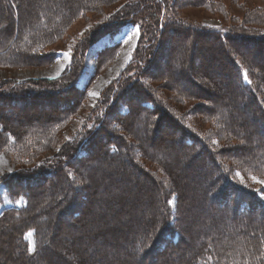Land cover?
I'll return each mask as SVG.
<instances>
[{
    "label": "rangeland",
    "instance_id": "374dc122",
    "mask_svg": "<svg viewBox=\"0 0 264 264\" xmlns=\"http://www.w3.org/2000/svg\"><path fill=\"white\" fill-rule=\"evenodd\" d=\"M85 1L0 0V88H7L9 82H20L19 86H23L19 94L11 95L19 102L10 100L6 105L0 100L3 128L0 131V180L10 176L8 182L0 184V214L6 208L16 210L12 218L6 220L4 213L0 219V264H33L25 253L33 252L32 240L38 233L47 236L46 244L57 245L53 251L60 254L58 258H66L60 253L65 248L61 239L77 242L74 236L78 234L70 232L71 228L80 231L78 239L89 243L81 247L80 254L86 259L82 264L90 263L91 258L98 262L100 255L98 250L94 249L95 254L88 251L95 245L91 235L85 234L91 228L107 226L105 229L113 233L119 229L123 238L128 228L135 227V243L130 245L129 251L136 256L141 236L145 240L147 236L152 239L157 235L154 234L157 227L170 226L181 235L177 241L180 249L183 242H193L197 231L201 232L206 224L209 226L208 223L211 226V222L220 216L215 213L225 203L214 204L207 194L217 178L225 175L230 181L250 188L264 186L257 182L264 181V173L257 174L247 167L248 162L256 166L259 154H263L264 37L250 32L248 23L254 20H245L249 15L264 21V0H206L205 4L201 0H159L156 12L162 26L157 28L152 24L149 27L151 33L147 32L149 29L145 25L150 20L143 18L145 13L138 15L136 12L142 0H118L113 4H109L113 0H101L106 6L94 2L90 5L88 0L84 4ZM155 2L158 4V0ZM68 4L69 7H87L76 17L67 14L69 16L63 18L60 11L65 12L62 9H67ZM55 10L58 15L55 20L61 18L58 29L50 27L49 16L54 15ZM9 14L11 18H8ZM119 14L131 15L137 23L130 20L123 31L116 33L115 41L120 44L109 46L110 36L106 33L111 29L106 32L104 27ZM190 23L196 26L185 27ZM9 25L15 26L14 31ZM39 26L44 29L43 38H37L35 34ZM200 27L220 35L240 31L231 35L241 34L242 38L239 40L235 35L233 41L224 44L220 40L221 44L215 36L194 30ZM137 29L139 32L134 35ZM102 32H106L105 37L101 36ZM150 36L157 39L154 42L160 50L157 56L162 55L157 62L159 69L146 72V76L149 73L156 79L153 83L147 78L143 82L134 71L139 65L135 60L138 45H144L140 49L141 60L147 66L143 54L149 49L147 39ZM16 46L17 51L13 50ZM64 53H70V56L66 57ZM231 57L241 65L243 82L253 85L263 106H257L251 96L245 99L248 90L241 88L235 80V71L228 62ZM69 64L78 78L77 92H56L42 81L56 78ZM118 79L128 80L129 86L139 89L144 102H154L152 88H155L158 93L155 106H160L161 112L144 110L142 113V107L140 109L133 103L132 113L128 116H117L112 110L107 123H103L106 116L103 106L99 105L101 92ZM190 82L201 85L202 89L197 90L200 92L196 99L199 102L189 103L176 98L183 90L190 92L195 88L188 86L192 85ZM139 83H143L140 88L136 87ZM236 91L245 93L238 97ZM1 94L4 96L5 93ZM234 97H238L237 105ZM205 103L210 105L209 113L229 107L230 113L227 111L220 118V127L201 124L186 114L194 105L191 108L193 115L205 113L202 110ZM147 106L151 107V104ZM231 108L237 111H231ZM173 109L177 111L174 116ZM55 114L60 117L55 119ZM176 125L202 137L207 145L212 146L214 156L200 152V146H179L180 130L175 128ZM250 131L260 138L259 142L249 135ZM93 141L97 143H93V151L87 153L86 148ZM111 144L119 146L118 152L122 155L107 154ZM125 149L136 155L134 159L143 171L130 164L131 155L128 157L126 152L123 153ZM252 155L256 162L252 161ZM74 158L76 160L72 161ZM215 159L223 170H219ZM58 165L62 167H56ZM34 166H39L42 173H31ZM48 174L51 175L46 183L40 184V176ZM61 176H66V180L61 181ZM92 180L95 182L91 183ZM8 193L9 197L4 195ZM63 193H66V200L60 198ZM164 196L165 202L162 201ZM29 199L33 205L28 213L21 208L29 204ZM112 203L120 205V209L111 208ZM33 209L35 216L30 220ZM71 210H78L87 218L76 222L72 220L75 215ZM20 211L26 217L24 223L17 224L13 220ZM57 224L62 228L56 230ZM136 225L140 227L136 228ZM65 230H68L67 234ZM212 231L221 233L222 229L218 227ZM119 238L114 239L116 244H108L106 240L107 243L100 245L101 250L107 248L108 253L111 250L119 252ZM164 244L169 247L167 241ZM152 247L150 260L159 261L160 243ZM177 255L173 253L171 262L182 264ZM127 258L123 253L121 261L117 262L125 263ZM144 259L148 262L147 255ZM39 262L37 258L35 264H46Z\"/></svg>",
    "mask_w": 264,
    "mask_h": 264
},
{
    "label": "trees",
    "instance_id": "16d2710c",
    "mask_svg": "<svg viewBox=\"0 0 264 264\" xmlns=\"http://www.w3.org/2000/svg\"><path fill=\"white\" fill-rule=\"evenodd\" d=\"M91 2L90 5H93V2L95 4H100L102 6H106L105 3H103L101 0H88V2ZM104 1V0H103ZM118 0H113L111 1L109 4H113L115 2H117ZM157 1V0H156ZM202 4L206 3V0H201ZM167 2V1H166ZM165 2V3H166ZM84 4H87V0L85 1ZM159 0H158V4H156L155 0H142L141 3H139V6L136 9V12L139 14H144L143 18L149 19L150 21L148 23H145V25L147 26V28L149 29L147 32L151 33V29L149 28L150 26H162L161 25V21H160V16L159 14H157V7L159 8ZM72 6L69 7V4L66 8H63L62 10H64L65 12H61L60 11V15L66 16L67 14L76 17L80 14V12L83 10L84 7H87V5L85 6ZM10 10L9 13L13 12L12 8L9 6ZM71 8H72V12H71ZM173 8V5L170 6V10ZM95 8L93 7V10ZM178 10H181V8H178ZM68 15V16H69ZM178 15V14H177ZM10 14L8 15V18ZM66 16V17H68ZM50 20H51V26L50 27H56L57 29L60 28L59 26V20L57 21L55 20V18L58 17L57 15V10L54 11V15L49 16ZM65 17V18H66ZM64 18V17H63ZM62 18V19H63ZM178 18L180 19L181 17L178 15ZM248 15L245 17L246 21L249 20H254V21H249L248 24H250L251 29L250 32H256L259 33L261 35H263L264 37V21H260L258 19L255 18H251ZM249 19V20H248ZM133 20V17L131 15L128 14H119L116 18H114L111 23L107 24L104 29L106 30V32H108L110 29L111 31H109L108 33L106 32H102L101 36H103L105 33L106 35L110 36L109 41L110 44L109 46H117L120 44V42L115 41V37H116V33H120L121 31H123V29L127 26V23ZM135 23H137L135 20H133ZM153 21V22H152ZM15 24V23H14ZM194 23H190L185 25V27L192 28L191 25H193ZM196 26V24H194ZM198 26V25H197ZM10 28L13 29L14 31V27H12L11 25H9ZM5 30V29H4ZM42 27L39 26V28L36 30V36L37 38H43L42 37ZM194 30L203 33V34H210L212 36H215V38H217V40L219 41V43L222 44V42L224 44H226L229 41H233V37L235 35H237V38L240 40L242 38L241 34H234L231 35V33H239L240 31H235V32H231L225 35H220L215 33L212 30H207L205 28H199L196 29L194 28ZM246 30V29H245ZM99 31V30H98ZM98 31L96 33H98ZM10 32V31H9ZM105 35V36H106ZM103 36V37H105ZM260 37V36H258ZM222 42H221V41ZM152 41V43H151ZM155 41H157L156 38H152V36H150L147 39V44H148V51L146 53L143 54L144 59L146 60V67L144 66L142 60H141V50L143 48V46L139 47L140 45H138L139 50L135 51V60L137 61V63H139V65H136V67L134 68V71H137L136 76H140L145 82L146 78L149 81H156V79L153 77H150L148 74L146 76V72L149 71H157V69H159V66L157 65L158 60L161 58V56H157L158 53L160 54V50L159 47L157 48V46L155 45ZM153 45V47H152ZM159 45V44H158ZM38 46V45H37ZM96 46V45H95ZM25 53H27L26 48H23ZM13 50H19V48L16 46ZM1 51V50H0ZM154 51V52H152ZM152 52V55H151ZM238 55V54H236ZM142 57V58H143ZM229 57V56H228ZM228 62L230 63V65L232 66V68L235 71V80H237L238 85L241 88H244L246 90H248V94H245V99H248L251 96V99L254 100L258 105H262V103H264L262 101V103L260 102V100H262L264 98V93H262V99L259 97V95H256L255 90L253 89V85H249L244 83V78H242V68L241 65L239 63H237V61L234 58H228ZM193 65H191L192 67ZM203 68V67H201ZM183 69V68H182ZM181 72V71H180ZM77 76H74V72L73 69H71L70 64L67 66L66 71L63 72L62 74H60L59 76H57L56 78H52V79H42V81L46 82L47 84H49L48 86L51 87L53 90H56V92H63L66 93L68 91L71 90V93H75L78 90L76 89V82H77ZM234 79V78H233ZM32 81H39V79H31ZM129 81L128 80H117L115 83L112 82L110 84H108L101 92L100 95V106H103L104 109V116L105 120L103 121V123H107V119L108 117H110L112 110H115V115L119 114L120 116H128L130 113H132L131 110V105L134 103L136 105H138V107L141 109L142 107V113H144V110H147L148 112H154L158 110L161 112V107L160 106H155V102L158 103L156 101L157 99V94L155 91V88H152L154 90L155 93L152 94L154 102L152 101H146L144 102V97H141V93L139 91V89L137 90L134 86H129ZM192 85H188V86H193L195 87L194 89L192 88V91L190 92H183L182 94H179L176 98H178L179 100H187L189 101V103H193V102H199L198 100H196L198 98V93H200L197 90H201V85L197 84V83H193L190 82ZM21 83L20 82H9L8 87L7 88H0V93L3 92L5 93L4 96H2V94L0 95V100H4L2 102H6V105H8V103H10L9 101L11 100L12 102L14 100H16L17 102H19V99L15 97H12L11 95L13 93L15 94H19V91H21L23 86H19ZM143 83H139L136 85V87L140 88L142 87ZM38 86V85H36ZM47 85H43V87H48ZM1 87V84H0ZM159 89H162L161 86H159ZM163 90V89H162ZM10 93V95L7 94L6 96V92ZM18 91V92H16ZM164 91V90H163ZM237 92V91H236ZM243 93H245L244 91H242ZM242 92L238 93V97L240 94H242ZM74 95V94H73ZM69 97V95H67V98ZM238 97H234V102L236 103V105L238 104ZM242 99V98H241ZM232 100V99H231ZM8 101V103H7ZM71 102L73 103V99H71ZM61 103H64L63 101ZM70 103V102H69ZM151 104V107H148L147 105ZM202 110L205 113L202 114H198V112L193 115L191 113V108L195 107V105L193 107H190V109L187 110L186 114L190 115L191 117H193L194 119H196L198 122H200L201 124H211V125H218L221 121L220 118L224 116V113H226L229 109V107H221L219 110H221V112L223 111V113L221 112H214V113H209V106L208 103L202 104ZM147 106V107H146ZM74 107V106H73ZM72 107V108H73ZM117 110V111H116ZM174 110V109H173ZM237 111L236 109L231 108V111ZM68 111V110H67ZM176 110H174V113L172 114V116H174V114H176ZM66 113V112H64ZM228 113H230V111H228ZM63 114V113H62ZM231 114H233V112H231ZM108 115V116H107ZM140 115V114H138ZM210 115H213L210 116ZM118 116V115H117ZM60 115L59 114H55V119L59 118ZM114 116L111 117V119H113ZM2 118V113L0 111V119ZM26 120V119H25ZM38 120V119H37ZM236 121V120H235ZM234 121V122H235ZM220 127V125H218ZM0 131H3V128L1 127V123H0ZM175 128H178V133H179V139H180V145L182 148H198L197 146H200V152H205L207 154H211L214 156V154L212 153V149H211V145H207V143H205L204 139L198 135L192 134L191 132H188V130L186 128H182L179 125H176ZM251 132V131H250ZM144 133V132H143ZM232 133V132H230ZM263 133H264V128H263ZM138 135V134H137ZM250 136L255 137L254 139H256V142L260 141V138H256V136L254 135V133L251 134L249 133ZM96 145V141H93L87 148L86 151L87 153H89V151H93V144ZM260 147L261 145L258 144ZM257 145V146H258ZM95 147V146H94ZM110 148L107 149V154L111 155V156H115L114 153H116L117 155H122V152H118V148L119 146L115 145V144H111L109 146ZM197 150V149H194ZM198 151V150H197ZM127 153V156L130 157V164H133V166L136 167V170H140L143 171V169H141L137 163L136 160L134 159L136 155H132L127 149H125L123 151V153ZM262 153L263 154H259L260 159L258 161V164L256 166L253 165V163L248 162L247 167L254 172H258L257 174H263L264 173V142H263V147H262ZM129 154V155H128ZM84 156V154L82 155ZM208 157H210L208 155ZM252 161H255V157L254 155L251 156ZM76 159L74 158L72 161H75ZM134 162V163H133ZM215 163L216 165L219 167V170H223V168L221 167V165L219 164L218 161H216L215 159ZM132 166V165H131ZM216 166V167H217ZM56 167H62V166H56ZM256 167V168H254ZM29 174L31 173H42V170L39 166H34V169H31L30 172L27 171ZM224 172V171H223ZM51 174L48 175H41L40 179H38V181H40V184L46 183L47 178L50 176ZM9 175H6L4 179L0 180V184H3L6 182H8L7 180L9 179ZM149 178V177H148ZM66 180V176H61V181ZM20 182V181H19ZM92 182H95V180H92ZM22 183V182H21ZM23 183L29 184L28 182L24 181ZM22 183V184H23ZM12 186V185H11ZM39 186V182L37 183V187ZM244 186V185H239L235 182L230 181L229 179H227V177L225 175H222L220 178H217L215 182H213V185L209 186V189L207 190V194L209 195V197L212 199L213 203L216 204L218 202L222 203L224 206H222L223 208H221V210L217 209V213L215 214H220V216L216 219H218V221L213 220L211 222V226L210 223H208L209 226H205V228L203 230H201V232L197 231L195 233V238H193V242L190 243H184L183 242V246L179 249L177 247L179 239H180V234L176 231H173V229L170 226H167V228H165L164 226L161 227H157V232H154V234L157 233L156 236H154L152 239H150L147 236V239L145 240V237L141 236V241L138 242L136 247L140 246V249L138 250V253L135 255H133L131 253V251H129L130 245L133 246V244L135 242H133V239L136 235V230L135 227H130L127 229V231L124 232V237L122 238L120 236L121 233H119V229L117 230V232L113 233V232H109L104 228H91L90 230L87 229L85 231V234L88 236L91 235V238L95 241V245L92 246L91 249H89L88 251H91L94 253V249L98 250L100 252V255L98 256L97 261H94L92 258L90 260V263H94V264H119V262H117L120 259L121 254L125 253L126 257H128L125 261V263L123 264H173L171 262V258L173 257V253L174 254H178L177 256L179 258H181L182 260V264H264V186H260L259 188H250V186L248 187ZM29 187L31 188L30 184ZM178 190H180V187H178ZM64 194V193H63ZM61 194V195H63ZM5 196L9 197V193L8 194H4ZM60 198L62 200H66L65 195L66 193ZM206 196V195H205ZM165 196L162 198V201L165 202ZM29 204L25 205L24 208H21L22 211H28V213L30 212V208H32L33 202H31V200L29 199ZM111 208H114L115 210H119L120 209V205H115V203H112ZM37 208V207H36ZM35 208V209H36ZM8 209V208H6ZM2 210L3 212L0 214V219L4 216L5 213V219L8 220L9 218H12V214L16 212V210L13 209H8V210ZM33 209V213L34 210ZM5 211V212H4ZM78 210L72 212L75 216L74 219L72 220H76V222L81 221V220H85L87 217L85 216V218L79 214L77 212ZM83 212V211H82ZM81 212V213H82ZM85 212V211H84ZM83 212V214H84ZM28 215V214H27ZM31 215V213H30ZM29 215V216H30ZM78 215V216H77ZM86 215V212H85ZM12 216V217H11ZM35 216L32 215L30 217V220ZM26 217V214H24L23 212L20 211V213L18 214L17 217H15V219L13 220V222L15 223H24V218ZM223 218H225L226 220H222ZM222 220V221H220ZM75 222V221H74ZM33 224V222L31 223ZM28 226L25 227V229ZM140 227V225H136V228ZM220 227L222 229V232L218 233V232H213L212 229L213 228H218ZM62 228L61 225H56V230ZM135 229V230H134ZM212 231V233H207L209 231ZM67 232H65V234L68 233V230H65ZM70 232L72 233H77L78 236H74L77 238V242L76 243H71L70 241H72V239H70L69 241L65 238L61 239L63 241V244L65 245L64 251H60V253L62 255H65L66 258H58V256H60L59 253H56V251L54 250V246H57L56 244H46L47 241V236L44 235L43 233L41 234H37L33 240H32V246H33V252L32 253H25V255L27 256L26 258H29L33 264L36 263L37 258L40 259L41 263L42 261L46 264H82V262L85 261L86 263V259L80 254L82 252L81 247L84 245H88L89 243H85L82 239H78L79 237H81L80 235V231H76V228H71V230L69 229ZM152 231V230H151ZM150 231V232H151ZM149 232V233H150ZM185 233V231L183 230V234ZM57 235V233H56ZM55 235V236H56ZM180 235V236H179ZM69 238L70 235L68 236ZM120 237V247L121 250H119V252H113L111 250L110 253H108L107 248L102 251L100 245L104 242L107 243L106 240L109 241L108 244H112L114 242L115 238ZM88 238V237H87ZM86 238V239H87ZM161 239H164L163 242H161ZM167 241L169 244V247L166 248L167 244H164V242ZM156 243H160V250L161 251V257L159 261H155L154 259L150 260V255H151V251L153 249V245ZM116 244V243H113ZM53 247H52V246ZM244 249L242 250V246H244ZM47 246V247H46ZM60 248H62V246H58ZM78 249H77V248ZM119 247V248H120ZM166 249V250H165ZM56 250V249H55ZM75 250H78V253L75 252ZM159 250V251H160ZM177 250L178 253H177ZM172 252V253H171ZM141 253H143L144 255H141ZM95 254V253H94ZM138 255V257H137ZM147 255V261L145 262L144 257ZM97 256V255H96ZM61 260V261H60ZM154 260V261H153ZM121 261V260H119ZM88 263V264H90ZM121 263V264H122ZM3 264V263H2ZM5 264V263H4Z\"/></svg>",
    "mask_w": 264,
    "mask_h": 264
},
{
    "label": "snow or ice",
    "instance_id": "6c2138e0",
    "mask_svg": "<svg viewBox=\"0 0 264 264\" xmlns=\"http://www.w3.org/2000/svg\"><path fill=\"white\" fill-rule=\"evenodd\" d=\"M139 29L136 30V32L134 33V35L138 34ZM131 39V36L129 37V40ZM128 41H125V43H127ZM64 55L66 57L70 56V53H64ZM247 78V76L245 75V79ZM92 95H95V93H92ZM255 179V178H254ZM258 183L264 184V181H257ZM29 235H31V233H29Z\"/></svg>",
    "mask_w": 264,
    "mask_h": 264
}]
</instances>
